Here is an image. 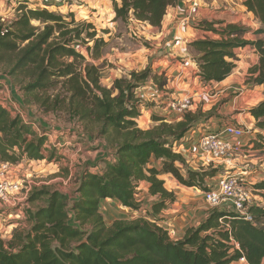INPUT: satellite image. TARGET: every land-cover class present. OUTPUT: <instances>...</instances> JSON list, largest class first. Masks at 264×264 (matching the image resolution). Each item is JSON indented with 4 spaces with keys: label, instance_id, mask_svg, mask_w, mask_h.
<instances>
[{
    "label": "trees",
    "instance_id": "trees-1",
    "mask_svg": "<svg viewBox=\"0 0 264 264\" xmlns=\"http://www.w3.org/2000/svg\"><path fill=\"white\" fill-rule=\"evenodd\" d=\"M178 2L114 0L115 19L134 18L160 28L169 8ZM243 5L262 24L256 34L263 35L264 0H243ZM15 13L10 22L0 19V72L19 88L24 105L46 113L65 110L90 135L103 139L113 156L103 160L100 171L82 177L73 201L59 190L34 188L26 212L28 226L15 230L8 242L0 240V264H233L241 258L249 264H264V205L249 209L251 221L235 212L213 209L205 222L190 228L178 241L158 225L159 219L116 220L107 226L102 201L110 199L138 210L136 195L142 182L149 184L151 196L160 199L152 207L156 215L166 209L168 201H176L163 176L188 189L209 190L207 179H214L219 171L182 172L187 163L178 153V145L201 114L187 113L173 123L155 117V126L142 129L137 90L150 81L164 90V74L147 67L105 87V62L98 66L81 51L85 47L94 61L103 55L107 42L98 38L93 24L77 21L73 13L65 17L48 9H31L26 3L16 7ZM246 32L229 25L221 40L206 38L189 44L201 82L228 79L237 68L235 50L253 46L260 60L250 70L249 82L264 86V39L248 42L243 38ZM249 113L256 121L255 149H264V100ZM47 134L37 133L31 123L0 103V162L52 161L56 151L46 156ZM253 187L264 203V180Z\"/></svg>",
    "mask_w": 264,
    "mask_h": 264
},
{
    "label": "crops",
    "instance_id": "crops-1",
    "mask_svg": "<svg viewBox=\"0 0 264 264\" xmlns=\"http://www.w3.org/2000/svg\"><path fill=\"white\" fill-rule=\"evenodd\" d=\"M81 1L84 2V4L79 3L78 6L73 5L67 8H70V11L73 12L75 16L80 17L88 15V17L85 18L93 22L97 30L102 32V37H104V39L112 37L119 26V22L115 19L116 14L112 2H108V0ZM205 2L206 5L200 10L195 18V22L190 26H182L181 24V21L186 15L184 0H179L176 6L169 8L160 28H154L148 24L141 23V25L137 27L138 29H143L146 37L142 36L143 38L139 39H143L144 42L148 41V46L145 47L139 44L136 49L123 52L121 55L123 66L118 67L117 75L115 74L116 71L109 69V72L107 74L105 73V76L108 77L107 81L109 87H111L116 79L123 77V74H120V72L124 70V72H128V69L129 71L142 70L149 67L155 74H164L167 78V86L164 90L160 91L158 87L150 81L137 90V96L149 103L155 102L156 105L154 104L155 106L150 109L152 115L164 118L166 122L170 123L183 120V118L179 117L177 114L168 112L166 107H164V109L163 106L161 107L164 102L166 103L171 99L192 96L193 106L189 112V114L192 115H202L200 110L197 112L198 109L201 108L206 111V109L210 107L209 105H214L213 107H216L220 100L224 99L227 101L224 107L226 111L225 114L227 115V111L231 109L229 115H231L234 122L228 123L227 125L246 127L249 131H252L251 136L248 134L244 141L248 146L246 149L248 156L242 162V167L246 168L250 175V179L252 176L254 177V175L259 174L262 181L264 180V157L261 159H250L261 154V156H263L264 154V149H255V146L257 147L258 145V143L255 142L257 141V137L253 132L257 131L255 126L256 121L250 113H246L245 115L239 114V116L235 115L233 112L234 108L243 111L247 110L248 112L264 100V86H257L249 82L251 78L250 70L259 64V54L253 46L236 49L235 53L238 60L236 62L237 68L233 74L221 83L204 84L198 76V64L193 59L192 50L189 46L192 42L206 38L221 40V33L229 25H237L246 29L247 32L243 36L244 40L255 42L258 39H262V35L256 34V31L262 28V24L252 13L247 11L243 5V0H205ZM106 10L108 12L105 14ZM90 14H92V16ZM97 17L99 18L97 19ZM99 21H101V23H98ZM204 23L212 25H206ZM135 31H137V29ZM129 36H131V34ZM123 67H126L127 70L123 69ZM107 68L108 67H105L103 72ZM212 89L216 90V95L214 97H210L209 95ZM5 95V92L0 91V100H3ZM154 96H156L157 99L153 98ZM235 103H238V105L232 108V104ZM159 104L161 105L159 106ZM143 109L144 106L140 105L139 110L141 112V117L138 122L142 129L144 128L147 130L149 127H143V122L145 121L144 116H142ZM201 120L192 126L186 137L178 145V153L185 158L187 163L186 168L193 171H199L195 165L197 163L199 164V162L193 160L195 156L192 151L201 135L209 130L203 129V126L200 124ZM149 123L156 125L154 121H150ZM252 149L255 150L252 151ZM102 159L105 160L106 158ZM159 165L160 163L157 164V166ZM256 165H259L263 173L262 171H259L257 174L251 172V167H256ZM100 168H103V163L100 165ZM253 170H255V168ZM162 179L168 182L165 184L166 189L175 194V202L172 203L168 201L166 203V209L161 211L158 215L154 214L152 207L159 203L160 199L151 196L149 193V184L142 182L139 184L136 195V202L139 206L138 210L124 208L118 201L110 199L102 201L101 211L103 207L105 210L104 213L108 215V218L110 217V220L112 219L110 224L107 225H112L116 220L134 221L139 218H144L150 222H155L159 219L161 220L158 222L160 227L167 225V223L173 225L174 233L170 237L172 240L178 241L184 238L190 228H196L207 220L211 209L204 203L199 192L200 190L196 188H185L168 176H163ZM11 236L12 232L10 231L9 237L11 238ZM233 264L239 263L235 262Z\"/></svg>",
    "mask_w": 264,
    "mask_h": 264
},
{
    "label": "rangeland",
    "instance_id": "rangeland-1",
    "mask_svg": "<svg viewBox=\"0 0 264 264\" xmlns=\"http://www.w3.org/2000/svg\"><path fill=\"white\" fill-rule=\"evenodd\" d=\"M110 1L112 2L114 9V0H108V2ZM21 3H26L27 6L31 9H48L54 13L62 14L65 17H68L70 13H73L70 11V8L68 9L67 7L73 5L78 6L79 3L84 4V2H82L81 0H0V19L3 18L2 22L7 23L14 20L16 17L14 8L15 6L18 7ZM107 12L108 11L106 10L105 14ZM90 15L92 16V14ZM85 17H88V15H83L80 17L76 16V20L81 23L93 24V22ZM98 18L99 17H97V19ZM117 21L119 22V26L116 33H113L112 37H107L106 39H104L107 42V45L103 47V55L100 60L94 61V59H91L85 47L81 50L83 54H85L86 58L96 65L99 66L103 64V62H105V67H108L105 70L106 72H103L104 74L102 84L105 87H109V83L107 81L108 77L105 76V73L107 74L109 72V69H113L114 71H116V73H114L117 75V69H119L118 67L123 66V62L121 61V55L123 54V52L136 49L139 44L145 47H147L149 44L148 41L144 42L143 39H139L145 36L143 29H138L137 27L141 24L136 25L137 23H134L132 25L130 19L128 21ZM98 23H101V21H99ZM33 24L37 26L39 25L36 22H34ZM136 29L137 31H135ZM97 32L99 35L98 38H104L102 37L103 35L101 31L97 30ZM134 33H137V36L134 35ZM130 34L131 36H129ZM88 46L92 47L93 44L90 43ZM107 60L108 62L106 63ZM123 69H126V67H123ZM142 70L129 71L128 69V72H124V70L120 72V74L128 76V74H130L131 72ZM0 77L2 79L0 81V91L5 92L6 94L5 97H3V100L6 101L7 108L10 109L12 107L11 109L13 110L14 107H16V110L22 112L28 118V120L35 121V130L37 133L40 134L41 132H48V134L51 135V139L48 136L49 142L51 140V143H49V146L47 148L48 152H45L46 156H50V153L53 150L56 151V157L52 161L47 160L46 163H42L41 165L34 164L33 166H31V168L25 166L24 169L20 171L21 175H26L27 173L31 174V177L25 180V186H30L32 189L50 187L51 189L63 192L70 198L71 201H73L77 196L76 190L82 177L87 172L100 171V165L103 163L102 158H111L113 156V149H111L103 139H99L96 135H90V132L84 130L76 119L69 117L65 110L58 109L56 111L46 113L36 106L30 107L24 105L25 103L23 95L20 92L19 88L13 83L11 78L1 72ZM215 93L216 90L212 89L209 92L210 97H214L216 95ZM143 102L145 103H143L144 109L142 110V116H144L145 119V121L143 122V127L151 128L155 125L149 122H153V117H155V115H152L150 109L156 104L155 102H152V104L144 100ZM226 103L227 101L223 99L217 103L216 107H213L214 105H209L210 107H208L206 111L202 110L201 108L197 110V112L200 110L202 113L201 117L203 118L201 119L203 120L200 119L201 126H203L204 130L209 129L206 133L214 132L215 130L223 127L225 124L234 123L231 115H229L231 109L227 111V115L225 114L226 111L224 107ZM160 105L161 104H159V106ZM237 105L238 103H235L232 104L231 107L233 108ZM162 106L164 109V107H166V104L163 103L161 107ZM233 110L235 115H245L246 113H249V111L247 112V110L243 111L241 109L238 110L235 108ZM251 132L252 131H249V136H251ZM253 132L256 136V131ZM261 141L262 143H264V140ZM262 146L264 145H261V147ZM253 150L255 149H252V151ZM261 155H259L260 157L257 156L250 159H261L262 157H264ZM243 161L244 160H242V162ZM26 163L28 162H22V164L24 165H26ZM186 167L187 166H185L184 168L182 167V172H185V170H187ZM254 168L255 170H253ZM250 170L254 174L262 171L259 165H256V167H251ZM216 178H218V175H216L215 179H207V181L211 186H214L216 184ZM259 182H261V177L259 174L254 175V177L252 176L250 179V183L252 186L258 184ZM166 183L168 182L165 181V184ZM30 208L31 206L28 205L22 210L23 215L15 214V216H13L12 218L8 217L9 212L0 214V240L8 242L12 239L15 230L27 228L28 222L26 212ZM101 212L106 224H110L112 219L110 220V217L108 218V215L104 213L105 210L103 207ZM12 213L14 214L15 212ZM10 231L12 232L11 238L9 237Z\"/></svg>",
    "mask_w": 264,
    "mask_h": 264
},
{
    "label": "built area",
    "instance_id": "built-area-1",
    "mask_svg": "<svg viewBox=\"0 0 264 264\" xmlns=\"http://www.w3.org/2000/svg\"><path fill=\"white\" fill-rule=\"evenodd\" d=\"M184 2L186 15L181 24L182 26H190L195 22V18L206 5V2L205 0H184ZM130 22L132 25L134 23H137V25L141 24L134 18H130ZM134 34L137 36V33ZM262 38L264 39V34ZM153 98L157 99L156 96ZM140 100L142 102L141 105H143V100ZM0 103L7 108L6 101L0 100ZM164 104H166L168 112L175 113L183 118L193 106V97L183 96L182 98L171 99L166 103L164 102ZM11 108L8 109L15 115H20L25 122L31 123L34 129L36 128L35 121L28 120L22 112L16 110V107L13 110ZM248 134L249 130L246 127L226 124L214 132L202 134L192 153L195 156L193 160L199 162V164H195L198 170L216 169L219 171L216 184L211 186L206 181L209 190L205 192L199 191L204 203L211 210L221 209L235 212L244 216L246 220L251 221L249 209L264 205V203L259 191L255 190L251 185L248 171L245 167H242V160L248 156L246 153L248 146L244 143ZM47 136L51 137L49 134ZM22 162L18 164L0 162V214L9 212V218H12L15 214L23 215L22 210L29 205L28 200L33 190L30 186H25V180L31 177V174L21 175L20 171L25 166L31 168L34 164L41 165L46 161H27L26 165L22 164ZM12 212L15 213L13 214ZM162 228L169 236L173 235L174 227L172 224L167 223ZM238 263L249 264L245 258H241Z\"/></svg>",
    "mask_w": 264,
    "mask_h": 264
}]
</instances>
